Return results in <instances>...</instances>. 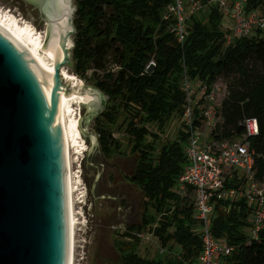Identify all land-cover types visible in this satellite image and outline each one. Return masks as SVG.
<instances>
[{"label": "trees", "instance_id": "16d2710c", "mask_svg": "<svg viewBox=\"0 0 264 264\" xmlns=\"http://www.w3.org/2000/svg\"><path fill=\"white\" fill-rule=\"evenodd\" d=\"M173 1H78L72 68L109 96L95 119L97 153L107 160L136 158L132 173L125 176L145 197L142 222L122 226L119 232L125 240L116 239L122 252L116 264H186L197 261L203 251L194 189L183 191L179 184L189 165L191 138L184 115L186 75L210 87L222 77L228 79L214 139L246 138V120H258L259 133L248 139L255 152L256 177L264 184V30L228 43L233 28L225 27L223 20L229 15L219 4L204 0L200 10L190 13L189 34L182 43L172 31L176 17L165 19ZM256 10L264 11V0H248L246 11ZM202 107L196 106L198 122ZM176 118L183 127L169 138L165 134ZM229 185L238 184L231 180ZM251 216L244 197L215 201L213 231L235 247L222 257V264H264V228L252 238L247 231ZM137 233H153L163 255H154L147 245L142 248V241L148 240Z\"/></svg>", "mask_w": 264, "mask_h": 264}, {"label": "water", "instance_id": "95a60500", "mask_svg": "<svg viewBox=\"0 0 264 264\" xmlns=\"http://www.w3.org/2000/svg\"><path fill=\"white\" fill-rule=\"evenodd\" d=\"M58 1L37 0L49 24L47 40L59 48L56 66H43L0 26V264L71 262L69 145L59 95L76 78L62 70L73 65L78 5L69 0L67 16L52 15ZM87 92L97 98L85 104L80 127L100 143L84 119L105 93L95 85L81 93Z\"/></svg>", "mask_w": 264, "mask_h": 264}, {"label": "built area", "instance_id": "2783aa9c", "mask_svg": "<svg viewBox=\"0 0 264 264\" xmlns=\"http://www.w3.org/2000/svg\"><path fill=\"white\" fill-rule=\"evenodd\" d=\"M219 4L233 22L228 43L241 37L251 36L256 29L264 30V11H246L248 0H208ZM204 0H174L168 7L165 19L176 17L172 31L180 42H184L189 31L187 20L203 6ZM189 9V10H188ZM151 62V66L154 65ZM187 91V103L184 115L191 124V138L187 147L189 165L179 177L181 190L193 187L195 192L196 218L203 224V251L195 262L186 264H222V257L231 254L235 247L226 241H220L212 228L211 215L216 200H231L244 197L252 208V227L250 236L258 238L264 228V184L257 179L255 170V152L248 136L259 133L256 118L246 120L247 137L218 140L213 131L219 122L221 104L220 86L196 83L186 75L184 80ZM203 103L197 121L196 106ZM231 180L238 184L229 185ZM139 237L151 240L153 233H137Z\"/></svg>", "mask_w": 264, "mask_h": 264}, {"label": "rangeland", "instance_id": "374dc122", "mask_svg": "<svg viewBox=\"0 0 264 264\" xmlns=\"http://www.w3.org/2000/svg\"><path fill=\"white\" fill-rule=\"evenodd\" d=\"M73 1L78 5L79 0ZM1 10L15 15L19 20L29 21L38 30H45L49 27L43 18L37 0H0ZM233 23L229 16L223 20V25L231 29L234 27ZM73 39L75 40V35ZM74 63L73 58V65ZM73 65H67L65 68L75 74ZM75 75L84 82L85 86L82 90L94 86L90 81ZM218 82L220 86L219 98L223 100L229 92L228 79L222 77ZM67 86L70 91L71 85L68 83ZM96 98V96L93 97L94 100ZM105 101L106 95L102 94L101 102L99 104L93 102L94 104L90 106L94 110L93 115L84 119V126L89 132L97 134L94 127L95 119L104 111ZM73 104V109L79 119L84 117L86 114L83 110L86 107L85 104ZM182 127L183 124L176 118L168 127L165 136L175 138L177 131ZM154 129L157 130V128ZM81 136L82 151L77 152L75 148H72L71 153L72 177L76 184L73 196L74 207L78 221L75 232L74 264H116L122 255L116 239L125 240L119 236L122 226L142 222L145 211V197L142 189L128 181L125 176L132 173L137 160L133 156L107 160L102 155H98L100 143L97 142L95 136H90L87 139L88 136L83 132H81ZM85 162L88 163L87 167ZM93 167L99 168V172ZM247 229L248 233H251V226ZM142 243V248L145 245L149 246L148 250L154 255H163V246L156 236L148 241L143 240Z\"/></svg>", "mask_w": 264, "mask_h": 264}, {"label": "bare ground", "instance_id": "6f19581e", "mask_svg": "<svg viewBox=\"0 0 264 264\" xmlns=\"http://www.w3.org/2000/svg\"><path fill=\"white\" fill-rule=\"evenodd\" d=\"M53 6L52 15H60L62 12L65 16L68 14L70 9L69 0H59L56 5L51 3ZM0 26L10 31L23 42L27 49L33 54V56L43 65V66H56L60 61L59 59V48L58 45L47 40L48 29L38 30L36 27L27 20H19L10 13H5L3 10L0 11ZM72 44L73 40L70 39ZM73 46V45H72ZM63 74L74 75L76 78L73 79L69 84L71 85V90L65 89L60 92V100L64 109L66 116V131L68 138V168H69V197H70V225H71V262L74 264L75 259V232L76 225L78 224L75 207H74V191L76 189V184L72 177V148H75L77 152H80L82 147V136L79 116L75 113L73 109V103H83L87 104L90 102L94 95L91 92L81 93L82 88H84V82L80 80L74 73H71L65 67L62 70ZM94 100V99H93ZM82 151V150H81Z\"/></svg>", "mask_w": 264, "mask_h": 264}, {"label": "crops", "instance_id": "0c3cea01", "mask_svg": "<svg viewBox=\"0 0 264 264\" xmlns=\"http://www.w3.org/2000/svg\"><path fill=\"white\" fill-rule=\"evenodd\" d=\"M184 191V190H183ZM195 195V194H194Z\"/></svg>", "mask_w": 264, "mask_h": 264}]
</instances>
